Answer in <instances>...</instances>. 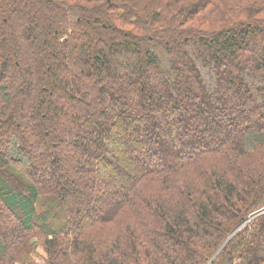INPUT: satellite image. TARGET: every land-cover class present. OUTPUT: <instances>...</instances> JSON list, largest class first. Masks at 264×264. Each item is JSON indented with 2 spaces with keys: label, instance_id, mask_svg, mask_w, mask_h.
<instances>
[{
  "label": "trees",
  "instance_id": "1",
  "mask_svg": "<svg viewBox=\"0 0 264 264\" xmlns=\"http://www.w3.org/2000/svg\"><path fill=\"white\" fill-rule=\"evenodd\" d=\"M0 264H264V0H0Z\"/></svg>",
  "mask_w": 264,
  "mask_h": 264
},
{
  "label": "rangeland",
  "instance_id": "2",
  "mask_svg": "<svg viewBox=\"0 0 264 264\" xmlns=\"http://www.w3.org/2000/svg\"><path fill=\"white\" fill-rule=\"evenodd\" d=\"M122 85H123V83H122ZM122 85H121V83H120V84L117 83L118 88L121 89V90H123ZM121 101H122V100H119V103H121ZM88 104L91 105V101H90V100H87L86 106H87ZM8 171H9V172H12V173H14V174H16L19 178H20V176H22V174L20 173V170H19L16 166H10V167L8 168ZM3 175H4L6 178L10 177V181L12 182V184L15 185V187L19 189V186H20V185H19V181H18L15 177L10 176V175L6 174L5 172H4ZM7 176H8V177H7ZM20 179H21V178H20ZM261 212H262V211H261ZM261 212H259V214H260ZM37 253H38V255L35 256V258L38 257L39 255H41V254L44 253V249H43L42 246H39V247L37 248ZM39 262H41L40 259H39Z\"/></svg>",
  "mask_w": 264,
  "mask_h": 264
},
{
  "label": "water",
  "instance_id": "3",
  "mask_svg": "<svg viewBox=\"0 0 264 264\" xmlns=\"http://www.w3.org/2000/svg\"><path fill=\"white\" fill-rule=\"evenodd\" d=\"M259 214V213H258ZM254 217V216H253Z\"/></svg>",
  "mask_w": 264,
  "mask_h": 264
}]
</instances>
